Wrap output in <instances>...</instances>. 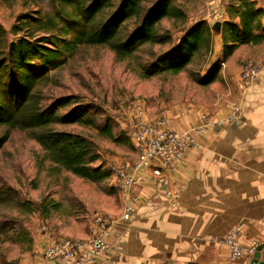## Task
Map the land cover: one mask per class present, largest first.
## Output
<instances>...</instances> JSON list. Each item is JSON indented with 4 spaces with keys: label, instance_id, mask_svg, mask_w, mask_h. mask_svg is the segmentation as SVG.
Instances as JSON below:
<instances>
[{
    "label": "rangeland",
    "instance_id": "374dc122",
    "mask_svg": "<svg viewBox=\"0 0 264 264\" xmlns=\"http://www.w3.org/2000/svg\"><path fill=\"white\" fill-rule=\"evenodd\" d=\"M205 3L182 2L188 15L184 26L169 20L161 23L160 31L169 30L173 37L170 44L143 46L134 57L123 61L108 47L80 46L74 55L64 56L49 69L50 79L40 87L45 103L74 95L95 121V125H60L56 129L80 134L91 141L98 154L92 167L101 166L109 177L93 182L56 169L28 132L11 130L0 148V264H27L38 238H81L89 233L96 214L114 215L112 210L121 205V196L109 169L115 162L135 160L137 154L130 134L131 120L138 112L147 118L164 115L169 122L170 112L185 106L212 112L225 88L204 86L200 79L221 59L214 49L196 55L176 75L147 79L140 73L142 65L178 43L184 29L203 16ZM38 9L49 11L51 5L48 0H36L35 4L17 1L7 6L0 0V24L9 32L20 13ZM8 39L14 36L8 33ZM106 126L120 142L101 135L100 128ZM5 131L0 126V138Z\"/></svg>",
    "mask_w": 264,
    "mask_h": 264
},
{
    "label": "trees",
    "instance_id": "16d2710c",
    "mask_svg": "<svg viewBox=\"0 0 264 264\" xmlns=\"http://www.w3.org/2000/svg\"><path fill=\"white\" fill-rule=\"evenodd\" d=\"M17 1L24 5L36 0H2L7 6ZM49 11L20 13L10 31L0 24V126L6 131L0 148L11 130L28 132L44 150L54 168L64 169L93 182L109 177L98 160L94 144L84 136L56 129L60 125H95L88 110L74 95L61 96L45 103L40 87L64 56H72L80 46H104L118 60L131 59L143 46L172 43L169 30L160 31L164 20L184 26L188 15L182 2L198 0H48ZM228 21L220 24L222 57L201 78L208 86L221 79V63L242 45L264 42V9L255 0H228ZM8 33L14 39H8ZM211 25L199 19L184 29L178 43L154 56L140 68L143 78L176 75L184 71L196 55L212 51ZM72 106V107H71ZM71 107V108H70ZM101 135L120 142L109 126Z\"/></svg>",
    "mask_w": 264,
    "mask_h": 264
},
{
    "label": "crops",
    "instance_id": "0c3cea01",
    "mask_svg": "<svg viewBox=\"0 0 264 264\" xmlns=\"http://www.w3.org/2000/svg\"><path fill=\"white\" fill-rule=\"evenodd\" d=\"M255 1L264 9V0ZM205 2L200 19L211 27L230 19L228 0ZM259 32L264 34V17ZM213 33V49L221 58V31ZM245 59L264 60V42L242 45L224 61L221 79L213 85L225 90L211 113L186 106L170 112L171 127L181 132L200 124L206 115H227L233 103L241 107V122L198 136L184 164L167 173V187L179 192L176 208L170 206L165 187L148 180L136 186L131 192L138 199L135 214L129 222L117 224L108 240V255L99 264H251L249 256L231 259L222 243L237 225L244 245L264 243V81L241 85L239 69ZM112 211L118 216L121 205ZM89 237L90 233L81 238ZM51 239L36 240L27 264H49L44 249Z\"/></svg>",
    "mask_w": 264,
    "mask_h": 264
},
{
    "label": "built area",
    "instance_id": "2783aa9c",
    "mask_svg": "<svg viewBox=\"0 0 264 264\" xmlns=\"http://www.w3.org/2000/svg\"><path fill=\"white\" fill-rule=\"evenodd\" d=\"M225 68V63H221ZM241 85L264 81V60L245 59L239 69ZM228 95H230L228 93ZM241 107L233 103L232 111L225 116L206 115L204 120L187 132L171 127L164 115L147 118L141 112L131 120L130 140L136 150L132 163L115 162L109 171L114 175L116 187L121 196V212L118 216L96 214L90 223V237H59L51 239L44 249V258L49 264H99L108 255V240L119 222H129L136 211L138 199L132 190L148 180L165 187L166 197L172 208L179 204V192L168 185L167 173L184 164L187 152L196 146L197 137L207 131H216L227 123H240ZM241 226L232 227L222 238L231 259L244 256L251 258L259 246L257 240L249 245L241 241Z\"/></svg>",
    "mask_w": 264,
    "mask_h": 264
},
{
    "label": "water",
    "instance_id": "95a60500",
    "mask_svg": "<svg viewBox=\"0 0 264 264\" xmlns=\"http://www.w3.org/2000/svg\"><path fill=\"white\" fill-rule=\"evenodd\" d=\"M212 30L214 32H218L220 30V23L216 22L213 27ZM264 248V246H259L256 250V252L253 254V262L256 264H264V261H261V251Z\"/></svg>",
    "mask_w": 264,
    "mask_h": 264
}]
</instances>
